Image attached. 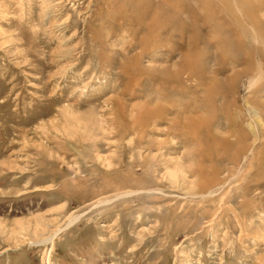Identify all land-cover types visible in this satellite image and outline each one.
Segmentation results:
<instances>
[{"label": "rangeland", "instance_id": "1", "mask_svg": "<svg viewBox=\"0 0 264 264\" xmlns=\"http://www.w3.org/2000/svg\"><path fill=\"white\" fill-rule=\"evenodd\" d=\"M243 1L0 0V264H264Z\"/></svg>", "mask_w": 264, "mask_h": 264}, {"label": "bare ground", "instance_id": "2", "mask_svg": "<svg viewBox=\"0 0 264 264\" xmlns=\"http://www.w3.org/2000/svg\"><path fill=\"white\" fill-rule=\"evenodd\" d=\"M226 2H225V8L227 9V11L229 12V14H232V15H234L233 13H234V11L233 10H236V9H238V7H240V4H242L244 1L243 0H225ZM257 4V3H256ZM255 5V4H254ZM260 6V5H259ZM223 7H224V5H223ZM256 8V7H255ZM246 12H248V10L246 11ZM249 15V14H248ZM239 15H237V17H238ZM245 17H248V16H245ZM235 19V18H234ZM248 19V18H247ZM257 20V19H256ZM249 21H250V19H249ZM239 22V24L241 25V22L240 21H238ZM243 22V21H242ZM248 23V22H247ZM259 23V22H258ZM257 23V24H258ZM253 24H254V22H252V26H253ZM260 24V23H259ZM232 25V24H231ZM246 24H244V23H242V26L243 27H246L245 26ZM263 26V25H262ZM248 30V29H247ZM246 30V31H247ZM257 30H255V27H254V30H253V32H255L256 34L258 33H260L259 31H257ZM263 30H261V32H262ZM254 33V34H255ZM243 34V33H242ZM258 34H257V37H260L261 38V35H263L262 33H260L259 34V36H258ZM249 36V35H248ZM251 36V35H250ZM263 39H264V36H263ZM247 41V40H246ZM250 41V40H249ZM76 218V217H75ZM75 218L74 219H72V220H75ZM72 220H70L69 221V223L70 222H72ZM52 238V237H51ZM50 238V239H51Z\"/></svg>", "mask_w": 264, "mask_h": 264}]
</instances>
